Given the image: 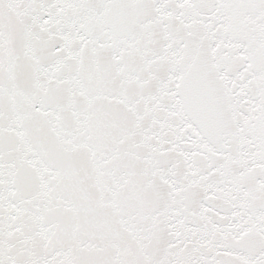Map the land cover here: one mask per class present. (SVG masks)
<instances>
[{"label":"snow or ice","instance_id":"6c2138e0","mask_svg":"<svg viewBox=\"0 0 264 264\" xmlns=\"http://www.w3.org/2000/svg\"><path fill=\"white\" fill-rule=\"evenodd\" d=\"M0 264H264V0H0Z\"/></svg>","mask_w":264,"mask_h":264}]
</instances>
